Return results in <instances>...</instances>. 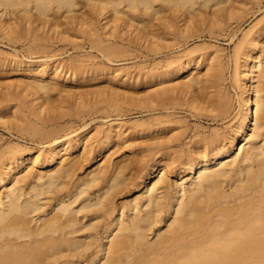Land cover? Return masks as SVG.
Wrapping results in <instances>:
<instances>
[{"label":"bare ground","instance_id":"obj_1","mask_svg":"<svg viewBox=\"0 0 264 264\" xmlns=\"http://www.w3.org/2000/svg\"><path fill=\"white\" fill-rule=\"evenodd\" d=\"M229 2L0 0V31L27 37L35 42L31 49H43L39 41L52 35L65 38L84 32L100 43L102 34L118 39L124 36L122 30L134 27L137 39L147 40L150 34L155 45L150 40L147 47L161 51L170 44L160 42L163 37L151 29L157 14L169 9L190 18L181 29L189 37L201 24L192 20L194 15L202 16L207 7L214 14ZM85 6L106 22L98 27ZM215 22L210 20L208 28ZM236 48L246 58L233 73L239 89L233 122L211 130L196 126L191 135L187 120L170 111L137 122L143 128L155 126L157 132L170 129V135L155 143L140 193L127 201L118 199L133 177L129 165L113 162L105 152L120 140L124 121L110 120L100 130L97 155L104 161L83 173L94 138L87 131L90 123L74 126L66 116H74L87 103L63 105L65 101L50 95L62 89V72L71 67L56 59L45 63L13 58L27 74L23 89L33 96H20L11 107L0 102V115L15 107L16 120L8 124L20 133L17 140L0 142V264H264V24L245 31ZM102 49L121 54L130 47L109 43ZM176 57L172 63L178 62L158 71L157 77L182 74L179 87L192 92L191 105L198 113L206 111L215 123L228 118L231 99L226 88L207 99L201 96L211 86L208 81L217 83L221 73L204 79L208 73H202L200 62ZM83 73L74 68L68 78ZM169 90L157 92L158 111L175 109ZM61 106L67 111L58 110ZM144 168L137 164L138 172ZM175 168L173 180L169 173Z\"/></svg>","mask_w":264,"mask_h":264},{"label":"rangeland","instance_id":"obj_2","mask_svg":"<svg viewBox=\"0 0 264 264\" xmlns=\"http://www.w3.org/2000/svg\"><path fill=\"white\" fill-rule=\"evenodd\" d=\"M223 5L224 8L216 10L214 14L213 8L207 7L202 16L200 14L193 16L192 20L201 21L200 28L193 31V33L202 35L201 38L196 34L186 37L181 33V29L185 28L184 21H190V18L184 19L180 13L169 9L157 14L156 17L159 19L154 17L151 29L159 32L163 37L160 42L170 44L169 47H164L161 51L147 47L151 43L150 40H152L151 45H155L152 35L149 34L147 40L137 39L134 27L122 30L124 36L118 37V39L113 35L102 34L103 41L100 43L93 41L91 36L84 32L66 35L65 38L52 35L49 39L39 41L45 46L43 49H31L30 46L35 48V42L27 37L15 38L0 31V102H10L8 106L11 107L12 104L18 102L17 99L20 96L27 100L33 96L32 92L23 89V85L28 79L27 74L23 69L17 67L14 61H11L13 58L44 61L45 63L56 59L61 61L65 67L70 66L68 72H62L65 77L60 80L62 89L53 91L50 95L57 101H65V104L62 103L63 105L67 104L66 101H85L87 103L85 109L83 108L84 111L78 108L79 113L75 110L73 117L66 116V119H72V122L68 123H72L74 126H80L83 122L90 123L87 131L94 138L88 147L91 151L88 152L89 157L84 161L83 173L103 163V155H97L102 140L100 130L106 129L110 120L120 118L125 123L124 132L120 140L116 144L108 146L105 152L108 157L111 156L113 162L121 161V163L129 165L127 171L132 172L133 177L119 195L118 201L132 199L140 193L145 171L153 161L155 143L164 141L170 135V129L157 132L154 130L155 126L143 128L137 125V122L155 117L160 112L170 111L187 120L188 125L192 127L191 135L196 126L208 130L213 127L229 126L235 119V114L238 113L239 89L236 86L233 73L236 65L243 63L246 55L239 52L236 46L245 31L251 28L256 29L264 24V0H232V2ZM83 9L87 11L89 18L98 27L106 22V19L101 20L102 15L96 13L90 6H85ZM210 20L216 22L215 26L209 29ZM171 23H174L175 27H170ZM101 31L105 30L101 29ZM109 43L124 44L129 46L130 50L121 54L102 51V46ZM160 46L162 45L160 44ZM194 48L197 49L193 50ZM172 56L175 58L178 56L181 60L192 57L193 60L200 62L202 73H208L203 76L204 79L206 77L214 79V75L221 73L216 84L208 81L211 86L205 90L206 92H201V96L208 98V96L216 94L215 92L219 88H226L232 102H230L231 114L228 118L215 123L205 114L206 111H203L202 114L198 113L191 105L192 92L179 87L184 78L182 74L157 77L158 71L172 68L178 62L176 60L172 63ZM169 63L173 65L169 66ZM108 64H113L115 67L111 70H100L102 66ZM74 68L84 70V75L79 74L78 79L71 80L68 76ZM161 80L164 83L160 84ZM168 87L169 94L174 97L175 109L158 111L156 109L159 99L157 92ZM7 99L8 101H6ZM111 100L117 105L113 104ZM63 107L64 109L61 106L58 110L67 111L65 106ZM15 110V107L9 108L0 115V142L20 138V133L8 124V122L16 120ZM178 131L179 129L176 132ZM167 133L169 135L164 136ZM188 138L185 140L187 141ZM22 141L31 144L28 140ZM138 163L145 166L141 172L137 171ZM176 170L175 168V171L169 173L173 180L176 177Z\"/></svg>","mask_w":264,"mask_h":264}]
</instances>
